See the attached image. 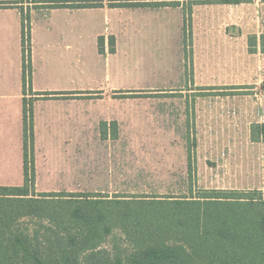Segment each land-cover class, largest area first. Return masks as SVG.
I'll list each match as a JSON object with an SVG mask.
<instances>
[{
  "label": "rangeland",
  "instance_id": "1",
  "mask_svg": "<svg viewBox=\"0 0 264 264\" xmlns=\"http://www.w3.org/2000/svg\"><path fill=\"white\" fill-rule=\"evenodd\" d=\"M165 1L149 4L160 12L114 13L109 26L101 15L82 18L81 141L56 142L53 149L40 143L58 156L51 159L55 174L47 173V158H38L35 193H264V143L250 140L252 125L264 123V55L258 48L264 22L232 26L239 11L224 0ZM122 18L127 23L118 46L108 36L99 54L92 34ZM116 50L107 61L104 56ZM104 112L115 116L104 121ZM4 153L0 184L13 176L8 149ZM118 239L111 246H120Z\"/></svg>",
  "mask_w": 264,
  "mask_h": 264
},
{
  "label": "trees",
  "instance_id": "2",
  "mask_svg": "<svg viewBox=\"0 0 264 264\" xmlns=\"http://www.w3.org/2000/svg\"><path fill=\"white\" fill-rule=\"evenodd\" d=\"M13 5L0 2V9ZM99 5L79 3L80 8ZM102 42L99 38V54ZM259 48L264 54V34ZM22 53L25 93L31 65L29 31L23 27ZM250 139L264 143V123L252 125ZM32 151V111L24 102L23 184L0 186V264H264L261 191L202 190L193 195L190 190L188 197L35 193ZM187 165L190 177L191 150ZM116 238L121 249L111 246ZM107 241L110 248L104 247Z\"/></svg>",
  "mask_w": 264,
  "mask_h": 264
},
{
  "label": "crops",
  "instance_id": "3",
  "mask_svg": "<svg viewBox=\"0 0 264 264\" xmlns=\"http://www.w3.org/2000/svg\"><path fill=\"white\" fill-rule=\"evenodd\" d=\"M81 1H97L100 5L96 8H80ZM0 2L14 3L13 6L0 9V150L8 149L13 175L8 182H3L5 184L0 186L19 187L22 186L24 179V102L27 106L31 105L32 111V152L35 170L41 164L38 158L45 157L47 173H56L50 166L51 159L58 154L50 155L46 151L47 147L40 145L41 142L50 143L48 148L53 149L56 142L75 143V139L77 143L81 141L82 92L78 85L81 72L82 18L101 15L105 24L109 26L114 13H118L120 18L123 12L140 14L151 9L160 12L159 9L162 7L149 5L160 0H0ZM54 2H63V6L54 7ZM165 2L171 4L176 0ZM111 4L127 6L111 7ZM229 6L239 11L232 26L244 29L245 25L251 27L260 21L264 22V0H240V3ZM165 8L176 9L171 5ZM123 20L122 18L118 25L113 24L111 28H105L104 32H94L92 38L97 44L99 38L106 44L107 37L111 36L118 46L119 39L125 33L124 25L127 23ZM22 27L28 29L30 43L31 81L30 89L25 93L22 83ZM116 53L117 50L104 57L109 61ZM114 116L115 114L108 112L101 114L104 121ZM5 157H8L6 153L0 154V158Z\"/></svg>",
  "mask_w": 264,
  "mask_h": 264
}]
</instances>
